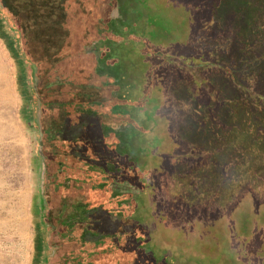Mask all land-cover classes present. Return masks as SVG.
<instances>
[{"label": "rangeland", "instance_id": "rangeland-1", "mask_svg": "<svg viewBox=\"0 0 264 264\" xmlns=\"http://www.w3.org/2000/svg\"><path fill=\"white\" fill-rule=\"evenodd\" d=\"M24 1L12 5L22 10ZM35 1L40 7L30 4V34L45 47L53 37L72 39L79 31L100 40L95 59L80 46V63L91 71L76 85L86 99L80 123L90 132L75 129L72 120L65 148L73 150L55 161L70 189L91 188L83 204L69 198V236L85 242L71 241L74 255L83 264H264V105H250L227 88V99L239 105L219 111L223 60L264 100V0ZM47 7L58 11L57 20ZM111 28L141 36L136 45L123 43L126 59L113 63ZM26 31L18 11L11 15L0 6V264H43L45 256L35 102L19 44ZM221 41L234 55L230 63L220 54ZM219 117L227 127L221 135ZM148 128L155 145L149 134L140 139ZM173 132L182 145L177 153L185 157L169 164ZM128 154L136 163H157L147 185L154 192L150 207L146 185L128 189L127 179L137 173ZM111 190L129 197L116 201ZM136 201L140 217L150 212L148 227L128 216ZM145 243L157 250L154 258L142 251Z\"/></svg>", "mask_w": 264, "mask_h": 264}, {"label": "flooded vegetation", "instance_id": "flooded-vegetation-1", "mask_svg": "<svg viewBox=\"0 0 264 264\" xmlns=\"http://www.w3.org/2000/svg\"><path fill=\"white\" fill-rule=\"evenodd\" d=\"M28 1L22 5V10L17 5H12L17 3L16 0H0V6L5 7L11 15L18 11L19 19L23 21L27 30L24 35L21 32L22 40L19 44L29 65V81L35 102L34 124L38 129L37 187L40 197V218L44 230L43 264H71L69 262L76 258L75 247L71 245V240H68L70 230L64 222L65 215H69L72 211L69 198L77 199L83 204L86 198L89 199L91 188L87 190L85 186H82L77 190L70 189L65 183L67 178L55 168V161L61 163L60 159L66 156L67 150H73L71 147L65 148V145L69 143V137L65 139V136L74 130L72 129L75 125L72 123L74 120L75 129L84 128V131L90 132L80 123L82 119L80 104H83L86 99L82 93L80 95L76 85L81 76L85 79L89 78L91 71L80 63L79 35H75L74 32H72V39L62 36L53 37L49 40L50 48L45 47V40L41 37L31 36L33 20L29 17L33 14V7L30 4L40 6L35 0ZM6 5H12L13 12ZM38 10L42 13L45 8ZM46 12L52 13V20L58 19V11H48L47 7ZM24 14L28 17L25 18ZM13 19L15 23L19 22L18 19ZM34 30H36L35 27ZM63 43L71 45L64 48ZM84 50L86 52L92 50L93 57L96 58L93 45L84 46ZM80 69L87 72L81 74ZM78 157L80 158V155Z\"/></svg>", "mask_w": 264, "mask_h": 264}, {"label": "trees", "instance_id": "trees-1", "mask_svg": "<svg viewBox=\"0 0 264 264\" xmlns=\"http://www.w3.org/2000/svg\"><path fill=\"white\" fill-rule=\"evenodd\" d=\"M16 1H18V0H16ZM82 1H86V0H82ZM100 3H102V1L101 0H98ZM25 3H27V2H29L28 0H25L24 1ZM104 14V13H103ZM80 33L78 34L79 35V40H80V46L81 47H83V46H85V45H87V44H89V41L91 40V41H93L92 42V44H93V48L94 49H96L95 48V43L96 42H100V40L99 39H95L96 38V35H95V37H93V38H91V37H88V36H86L84 33H82L81 31H79ZM135 34H132V35H130V36H127V35H124L123 33H121L119 30H113L112 28L110 29V32H109V43H110V45H112V48H115V52L114 53H110L109 55L111 56V57H109V61L111 62V63H113L114 62V60H116V58L118 57L119 59H118V62L120 61V57L121 56H124L123 57V59H126V57H125V53H123L122 51H121V48H124V45H122L123 43H127L128 41H131V39H132V41H133V43L136 45L138 42H139V39L141 38V36H134ZM88 37V38H87ZM221 43L223 44L222 45V48L221 47H219V49H222V51L220 52V54H222V57L223 58H225V60L228 62V63H230L231 61H232V59H233V57H234V55L231 53V51H227L225 48H226V41H221ZM129 50V49H128ZM224 50V51H223ZM110 51V49L108 50V52ZM97 54H100V52H97ZM128 65H130V61H128ZM223 63H224V60H223ZM222 62H219V78H221V80H219V85L221 86V87H223L224 88V91H222V89L219 87V111L221 110V109H223L224 107H234V105H236V106H238L239 105V102L238 103H235V102H233V101H230V100H228L227 99V94H226V92H227V88L230 90V91H232V92H234L233 94H241V97H245V99L249 102V104L250 105H255L256 104V102H257V104L259 105V102H262V105H264V100H262V101H259L258 99H256L254 96H256V95H262L261 93H255V94H253L250 90H249V88L246 86V83L244 82V79H243V72L242 71H240V72H238V69H237V67H231V66H225L224 64H223ZM98 64H99V62H98V60H97V67H98ZM110 77H112L113 78V80H118V77H116L115 75H113V76H110ZM225 78H227L228 79V81H229V83L227 82V80L225 79ZM231 81H230V80ZM242 84V85H241ZM118 90V89H117ZM222 91V92H221ZM116 94H117V91H116ZM115 92H114V97H115ZM120 95V94H119ZM264 96V95H263ZM241 97H238V99H240ZM250 97L252 98V101L250 102ZM122 98H124V97H122ZM122 98H117V97H115V102L116 103H120V104H124V103H122L121 102V99ZM244 100V99H243ZM253 101L255 102V103H253ZM116 103H114V104H116ZM197 103V102H196ZM257 105V106H258ZM124 106V105H123ZM195 106H198V105H195ZM194 106V107H195ZM235 108V107H234ZM124 109H125V107H124ZM200 109V108H199ZM177 111V110H176ZM199 110H197V112H198ZM215 120H217V117H213L212 116V123H214L215 122ZM231 123H232V121H231ZM132 126H134V125H132ZM137 129V128H136ZM139 129V128H138ZM219 129H220V131H221V133H220V135L222 134V132H226L227 130V127L224 125V122H223V120L219 117ZM154 133H155V131H154V129L153 128H148L146 131H145V129L142 131V134H141V137H140V135H138L137 134V137L139 138L140 137V139H143V138H145V137H147L148 136V134L149 135H151V137H150V139H151V141H154L153 143H154V145H155V137L153 136L154 135ZM174 133V138L173 137H170L171 138V140H172V143L174 142L176 145H174V147L172 146V144L170 145V150H172L171 151V154H169V159H168V163H169V161H171V160H175V159H177L178 157H183L184 155H182V154H178L177 152L179 151L178 150V148L179 147H181L182 145H181V141L180 140H178V137H177V134L175 133V132H173ZM233 139V138H232ZM222 140L223 141H221V143H219V153H221V149H222V147H221V145H222V143L224 142V139L222 138ZM225 142H226V140H225ZM229 142H227V144H228ZM233 143H234V141H232V147H233ZM226 144V145H227ZM177 146V147H176ZM238 148H240V147H238ZM180 149V148H179ZM244 149V148H243ZM209 154V153H208ZM128 156V158L130 157L129 156V154L127 155ZM175 156V157H174ZM185 157V156H184ZM130 159V158H129ZM130 161V163L129 164H133V166H135V168H136V174H134L130 179H127V181H128V189H130V190H135V188L137 189V190H139V189H143L144 188V186L146 185V194H147V197L146 198H148V199H150L151 198V200L149 201L148 199H147V203H146V206H148V207H150V206H152V204H153V201H152V198L154 197V192H153V190H152V188H153V186H151V187H149V186H147L148 185V183H150L149 182V179L151 178V176H153L152 175V167L154 166V165H157V163H152V162H147V161H144V162H140V161H138L137 163H136V161L134 162V161H131V159L129 160ZM177 161H179L178 159L175 161V162H177ZM151 163V164H150ZM170 164V163H169ZM118 166V165H117ZM115 168H117V167H115ZM118 168H119V166H118ZM120 169V168H119ZM125 180V179H124ZM132 181H136V182H138L139 184H137L136 185V183L135 184H132L131 182ZM145 183H147V184H145ZM134 187V188H133ZM109 192H107V193H104V195L103 196H106L107 194H108ZM110 194L111 195H114L113 194V190H111L110 191ZM128 195V194H127ZM126 194H123V195H114V200H116V201H118V200H122V199H124V198H127V197H129V196H127ZM140 201V200H139ZM139 201H136L137 202V205L136 206H133L132 207V209H131V211L128 213V216L129 217H131V219H135V220H137V221H140V224L142 225V226H145V227H148V224H147V221L149 220V218H150V216H149V211H148V215H147V217L146 216H143L142 215V217H146L147 219L145 220V219H143L142 217H140V214H139V209L141 208L140 206H139V204H138V202ZM146 201V200H145ZM142 202V201H141ZM144 208V207H143ZM238 222V220H236V223ZM139 223V222H138ZM137 226H139V224H136ZM73 231V230H72ZM74 232V231H73ZM79 232H76L75 234H78ZM70 237V236H69ZM70 240L72 241V242H77V244H79L80 246L81 245H83V244H85V242L84 241H81L80 240V238L77 236L76 237V235H74L73 237H71L70 238ZM147 247H150V248H152L153 247V244L152 245H150V244H148V243H145V244H143V252H144V254L145 255H149L150 257L152 256V258H154V254H157V250H155V248H154V250L152 249V250H149ZM145 248V249H144ZM243 255V254H242ZM156 259V258H155ZM69 263H71V264H83L84 263V259H81L80 257H76L74 260H71Z\"/></svg>", "mask_w": 264, "mask_h": 264}]
</instances>
